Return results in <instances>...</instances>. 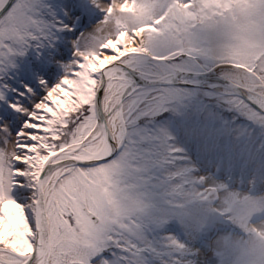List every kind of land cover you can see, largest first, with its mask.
<instances>
[{
  "label": "snow or ice",
  "instance_id": "6c2138e0",
  "mask_svg": "<svg viewBox=\"0 0 264 264\" xmlns=\"http://www.w3.org/2000/svg\"><path fill=\"white\" fill-rule=\"evenodd\" d=\"M104 15L96 0H0V264H164L161 129L168 109H196L171 89L189 86L203 10L160 0L146 45L133 32L98 52L84 40Z\"/></svg>",
  "mask_w": 264,
  "mask_h": 264
},
{
  "label": "rangeland",
  "instance_id": "374dc122",
  "mask_svg": "<svg viewBox=\"0 0 264 264\" xmlns=\"http://www.w3.org/2000/svg\"><path fill=\"white\" fill-rule=\"evenodd\" d=\"M113 1L109 14L85 34V46L98 52L109 37L108 46L125 43L128 50L130 34L139 30L141 36L160 13V0ZM96 2L102 10L101 1ZM196 4L203 15L193 24L195 40L185 37L186 48L193 53L190 62L181 57L188 64L185 70L202 72L233 64L264 81V0H196ZM148 35L144 33L139 46L148 43ZM171 92L173 98L195 100L196 109L191 115L182 113L183 105L168 109L174 122L161 129L164 154L172 157L162 189L164 264H195L199 251L201 264H264V235L250 228L264 220V174L257 172L264 164L255 168L249 163L255 151H264V115L238 96L214 89L176 86ZM220 105L222 114L235 113L233 118L221 115ZM242 115L251 122H239ZM226 174L245 179L246 184L232 182ZM218 179L224 183L215 184ZM235 188L246 189L248 198L217 208L219 196ZM218 218L229 222L212 233L210 226ZM221 230L240 238L225 234L217 240Z\"/></svg>",
  "mask_w": 264,
  "mask_h": 264
},
{
  "label": "bare ground",
  "instance_id": "6f19581e",
  "mask_svg": "<svg viewBox=\"0 0 264 264\" xmlns=\"http://www.w3.org/2000/svg\"><path fill=\"white\" fill-rule=\"evenodd\" d=\"M100 1H101L102 11L108 15L109 10L111 9L110 3H107L106 0H100ZM115 1H113L114 4L120 3L119 0H115ZM138 32L139 31H136L137 36L139 35ZM100 38H104V37H100ZM105 42L109 45L110 42H112V38L109 37L107 40L105 39L103 41V44ZM130 43H132V38L130 40ZM102 45L100 46V48L102 47ZM139 45H140V43L138 42V46ZM214 68H215V71L217 72V74L231 80L233 83H235L236 85L241 87V89H243L247 95L252 96L256 99H259V101H261V102L262 101L264 102V81L261 78L257 77L256 75H253L249 69H246L244 67H240L237 65H233V64H224L221 66H216ZM185 72L187 73L190 71L185 70ZM188 77H189V84L196 85L198 87H200L202 85L199 77H194V76H188ZM205 86L210 87V89H214L216 91H219V92H222L225 94H229V95L235 94L234 90L230 86L224 85V84L217 82V81L207 82V83H205ZM179 87H184V86H179ZM189 88H192V87H189ZM204 173L205 172H202V174H203L202 177L206 178V180H207V177H208L206 175L207 173H205V174ZM228 177H229V175H227V178ZM214 183L215 184L220 183L222 185L224 182L222 181V179H218V180H215ZM235 183H238V181H235ZM218 190H220V187L218 188ZM245 190L241 191V190L235 188V189H231V190L227 191L226 195L225 194L220 195L219 199H218L219 205H217L216 207L217 208H220V206L227 207L230 203H232V201L234 202L235 200L245 201V199L248 198V196H249V194L246 193ZM247 190H249V189H247ZM261 195H263V194H261ZM250 228L253 230H256L258 233L264 235V220H260L257 223H251ZM225 234H227L230 237L237 239V240L240 238L238 236V234H236V233L231 234L230 232H228V230H223V231L221 230L217 233L216 239L217 240H219L220 238L222 239L223 238L222 236ZM220 235H222V236H220ZM201 255H202V252L199 251L198 255L196 257L195 264H201V262H200L201 261L200 258L202 257Z\"/></svg>",
  "mask_w": 264,
  "mask_h": 264
},
{
  "label": "water",
  "instance_id": "95a60500",
  "mask_svg": "<svg viewBox=\"0 0 264 264\" xmlns=\"http://www.w3.org/2000/svg\"><path fill=\"white\" fill-rule=\"evenodd\" d=\"M185 75L199 77L200 82L202 84L200 87H203V88H210V87L205 86V83L212 82V81H217L224 85L230 86L238 96L243 98L245 101H247L250 105H252L254 108L259 110L260 112L264 113V102L263 101L261 102L259 101V99H256L252 96L247 95L244 92V90L241 89V87L233 83L231 80L217 74V72L215 71V68L209 71H203V72H194V71H190L187 73L185 72ZM179 86H184V85L181 84ZM192 86H196V85L189 84L188 87H192Z\"/></svg>",
  "mask_w": 264,
  "mask_h": 264
}]
</instances>
